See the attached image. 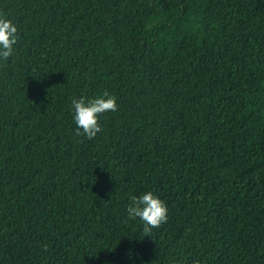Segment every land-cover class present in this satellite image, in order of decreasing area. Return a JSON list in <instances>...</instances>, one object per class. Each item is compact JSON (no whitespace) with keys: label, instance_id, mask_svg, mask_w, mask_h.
I'll list each match as a JSON object with an SVG mask.
<instances>
[{"label":"trees","instance_id":"1","mask_svg":"<svg viewBox=\"0 0 264 264\" xmlns=\"http://www.w3.org/2000/svg\"><path fill=\"white\" fill-rule=\"evenodd\" d=\"M0 264H264V0H0ZM114 96L77 135L72 102ZM153 192L168 220H129ZM47 245V250H45Z\"/></svg>","mask_w":264,"mask_h":264},{"label":"clouds","instance_id":"2","mask_svg":"<svg viewBox=\"0 0 264 264\" xmlns=\"http://www.w3.org/2000/svg\"><path fill=\"white\" fill-rule=\"evenodd\" d=\"M18 26L0 14V58L8 60L12 56L15 45L19 42ZM74 122L77 126V135L94 138L102 128L99 116L105 112H115L118 109L114 96L107 92L93 99L80 98L72 102ZM168 206L153 192L148 191L139 196L133 195L127 207L129 220L139 218L143 222V233L150 235L153 228H159L168 220ZM47 250V245H45Z\"/></svg>","mask_w":264,"mask_h":264}]
</instances>
